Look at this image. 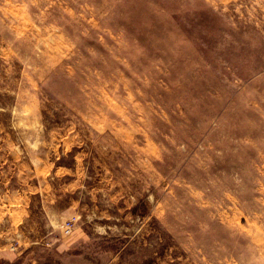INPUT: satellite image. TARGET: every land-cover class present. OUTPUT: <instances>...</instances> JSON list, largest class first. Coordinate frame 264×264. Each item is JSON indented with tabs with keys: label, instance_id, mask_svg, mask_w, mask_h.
<instances>
[{
	"label": "rangeland",
	"instance_id": "rangeland-1",
	"mask_svg": "<svg viewBox=\"0 0 264 264\" xmlns=\"http://www.w3.org/2000/svg\"><path fill=\"white\" fill-rule=\"evenodd\" d=\"M0 264H264V0H0Z\"/></svg>",
	"mask_w": 264,
	"mask_h": 264
},
{
	"label": "built area",
	"instance_id": "built-area-1",
	"mask_svg": "<svg viewBox=\"0 0 264 264\" xmlns=\"http://www.w3.org/2000/svg\"><path fill=\"white\" fill-rule=\"evenodd\" d=\"M78 222V217L74 216L70 218L65 224H63L62 228L66 234H71L74 228L76 227Z\"/></svg>",
	"mask_w": 264,
	"mask_h": 264
}]
</instances>
